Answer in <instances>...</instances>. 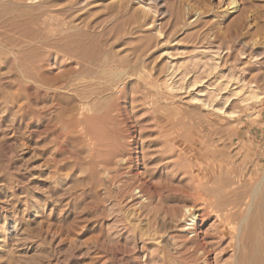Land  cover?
<instances>
[{
  "label": "rangeland",
  "instance_id": "rangeland-1",
  "mask_svg": "<svg viewBox=\"0 0 264 264\" xmlns=\"http://www.w3.org/2000/svg\"><path fill=\"white\" fill-rule=\"evenodd\" d=\"M163 1L160 16L143 18L140 8L153 0H0V264L235 261L231 239L219 238L217 212L202 211L195 188L202 176L210 175L212 191L227 172L251 160L264 165V97L249 107L232 96L222 112L221 101L207 105L213 88L207 79L183 87L178 76L171 88L167 65L202 46L196 34L205 28L187 26L200 0ZM201 1L220 15L228 0ZM251 2L257 19L246 40L263 48L264 0ZM236 41L230 39L228 64L255 74L247 56L237 59ZM127 66L152 78L113 75ZM66 80L88 87V116L98 117L95 149L87 125L75 135L62 127L70 107L81 104L79 95L45 88ZM92 154L115 155L116 183L102 180L115 165L93 167ZM217 172L222 181L214 184ZM186 207L203 215L195 232L182 231ZM203 244L206 259L198 251Z\"/></svg>",
  "mask_w": 264,
  "mask_h": 264
},
{
  "label": "bare ground",
  "instance_id": "bare-ground-1",
  "mask_svg": "<svg viewBox=\"0 0 264 264\" xmlns=\"http://www.w3.org/2000/svg\"><path fill=\"white\" fill-rule=\"evenodd\" d=\"M28 1L33 3L36 0H28ZM251 1H254V0H250V2ZM142 2H144V1H142ZM164 4H166V1L153 0V2L151 4L146 5L145 8H143V7L140 8L141 12H142L141 17H143V18H145L147 16L149 17L150 14H152V13H154L156 15L158 14V16H160L163 13L162 8L164 7ZM118 5H119V3H118ZM247 5H246V0H228L226 7L223 9V12H222L223 14H220L221 16L214 14L215 13L214 11H213L214 13H212V8L207 6V5L205 6V4L203 5L201 0L199 1V3H197V6L196 5L192 6L193 9L196 6L195 10H196L197 18L193 22H190L187 26L191 27L193 25H199V24L203 25L202 28H205V29H203V31H201V32L198 31V34H196L197 38H199L197 40L198 41L201 40V45L202 44L203 45L195 48L192 53L190 52L191 54L183 56L182 57L183 61L177 62V63L170 61L169 65L166 64L168 66L167 71H166L167 72L166 77H168L169 81H171V86H170L171 88H173L172 84L175 85L174 80L178 76H181V79H180L182 82L181 86H183V87H184V85L187 84L186 82H188V81H189L188 85L192 84L193 88H194V86L196 87V85L199 86V84L204 85V81H205V79H207V81L210 82V84L208 86H211L213 88H211V90L206 91L209 93L208 95L210 97H208V98L210 100H207L208 103L207 102H205V103H207L208 106L213 108L215 106L214 105L215 103L217 104L218 101H221V104L219 106V111H222V112L228 111V109L226 110V106L229 103V100L232 96L238 97L242 101V103H245L249 107L252 104L257 105V103L262 101V99L264 97V84H263V86H261L258 82V79L262 78L263 83H264V72H262V71H264V47L263 48L255 47V45L258 44L255 39H254L255 41L252 40L251 43L248 42L249 40H246V38H248L247 35L249 34V32H251V30L254 29L253 28L254 27V21L257 19L256 15L252 14L251 6H247ZM22 9H24V8L22 7ZM254 9H256V8H254ZM228 20H229V22L226 25V22ZM153 25H155V24H153ZM153 25H152V27H153ZM186 27H185V29H188V27L187 28ZM154 31H156V34L158 35V37L161 38L162 32H161V29L157 25H156V28ZM130 32H131V30H130ZM194 32H196V31H194ZM9 35H11V34H9ZM19 35H21V33ZM193 35H195V33ZM233 36H236V40H238L236 42L239 43L237 59L240 61V60H242V58H244V56H247V58H248L247 62H248V64H251V66H254L253 71L255 72V74H252V72H251L252 70L250 71L249 69H241L242 67L239 68L237 66L238 64H231V65L228 64L229 63L228 62L229 56H230L229 51L231 50V46H229L230 45V39ZM241 37H244L245 39L243 38L244 39L243 40ZM251 39H253V38H251ZM224 40L227 42V43L225 42L226 44L222 42ZM198 44H199V42H198ZM143 46H145V45H143ZM175 46H174V48H175ZM10 48H12V47H10ZM10 48H8V50ZM140 49H142V48H140ZM200 49L202 51H200ZM172 51H174V50H172ZM233 51H236V50L234 49ZM226 52H227V54H226ZM151 53H153V52H151ZM162 54H166V53H162ZM139 55H140V53H139ZM183 55H184V53H183ZM105 58L103 61H105L107 59V58L106 59ZM105 62H107V60ZM105 64L106 63H104V65ZM142 64H144V63H142ZM132 68L130 66L122 67V68H120L121 70H118V72L116 74L114 73L113 75L119 76V74L122 73V75L124 74L123 76H125V75L129 74L131 77H134L135 79H138V80L152 78V76L150 74H148V72L132 70ZM142 69H143V67H142ZM119 71H121V73ZM130 71H133V72H130ZM104 74H105V72H104ZM160 74H161V72H160ZM122 75H121V77H122ZM116 78H118V77H116ZM114 79H115V77H114ZM114 79L112 78V80H114ZM42 81H44V79ZM181 82H180V84H181ZM47 83H45L46 84L45 88L47 91H54L56 93L57 91H61V90H67V91L69 90V91L73 92V94L75 96L79 95V97L82 99V100H80L81 104L79 106H77V107L71 106L70 107L69 112H68V113H70V116H68L67 118H65L63 120L62 125H64V126H62V127L66 130V132H68L69 135H73V133L77 129H79L83 125H87L85 128L86 130L84 128L83 129L87 132V136L89 137V141H91L90 143L93 145V148H94L97 144L96 143L97 140L99 139L98 135H96L99 132L97 130L98 121L96 120L98 117L96 116L97 117L96 118V117L88 116V114L92 111V109H91V106L89 107L90 103L87 102V99L89 98V96L87 95L88 87L85 85V82H83V83L81 82V83H77V84H70L72 82H67V80H66L65 84L61 83L59 86L57 84H49V83L47 84ZM102 83H103V81H102ZM177 84H179V83H177ZM28 87L30 89V86H28ZM41 87H42V85H41ZM185 88H186V86H185ZM190 88H191V86H190ZM196 88H198V87H196ZM187 89H189V88H187ZM223 92H226L225 97L223 95ZM53 95H51V96L53 97ZM94 95H96V94H94ZM97 97L98 96L95 97L96 100H97ZM77 100H79V99H77ZM57 103L59 105L60 102H57ZM60 105H62V104H60ZM96 106H97V104H96ZM61 108H62V106H60V110H61ZM244 108H246V107H244ZM232 111L230 110V112H232ZM232 113H234V112H232ZM220 114H221V112H220ZM94 115H95V113H94ZM101 123H102V121H101ZM79 130H81V128ZM86 132H85V134H86ZM74 135H75V133H74ZM83 137H84V135H83ZM101 137L102 136H100V139H101ZM111 140H113V139H111ZM106 143H107V141H106ZM99 144H100V140L98 141V145ZM102 144H103V142H102ZM104 149H106V147ZM108 149H110V148H108ZM108 153H110V152H108ZM114 159H115V155H112V157H111L108 154L107 158L96 160L95 155L92 154V163L91 164H93V167L97 166V168H100V167L106 168L109 165H112V163H113V165H115V167L113 168V170L111 172L105 171L103 174L104 176H103L102 180L107 179V181L110 183H112V182L116 183V178H117L116 174H117V172H119V168L121 167V165L119 163H116L115 161H113ZM251 162H252V165L250 164L249 167H245V169H243V170L237 169V170H231L230 173L227 172L228 178L226 179V181L224 183L221 182L222 181L220 178L221 175H219L220 172L213 174V179L216 181V182L214 181L213 183L214 184H216L218 182H221V183L219 185H217L216 188L213 189L212 191L208 189L209 188L208 185L212 183V178L210 177V175L202 176L205 178L198 179V181H197L198 185L195 188L196 189V195H195L194 200H203V203H202L203 206L202 205L201 206L204 208H202V211H205L206 213H208V211H209L208 209L213 208L217 212L218 217H216V218L219 219V221H218L219 222L218 235H219L220 240H224L226 238L231 239L230 240L231 241V248L233 249V252L235 253V255H234L235 259L233 258L235 261L234 262L232 261L233 262L232 264H264V165L257 163L258 161L253 162L251 160ZM97 168H94V169H97ZM104 177H106V178L104 179ZM119 181L120 180H118V182ZM203 190H206L208 192V193H206L205 197L202 196ZM195 209L196 208H190V207L185 208V213L183 215L184 225L182 227V231H184V233H185V231H190V230L191 231L193 230V232H195L196 226L200 222V217L203 216L202 214H197L199 210L197 212H195ZM205 212H204V214H205ZM183 219H182V221H183ZM198 251H200L201 254L205 256V259L208 255H210V250L208 249V246L206 244H203L201 246V248L198 249ZM236 255H237V257H236ZM205 263H207V260H205Z\"/></svg>",
  "mask_w": 264,
  "mask_h": 264
}]
</instances>
